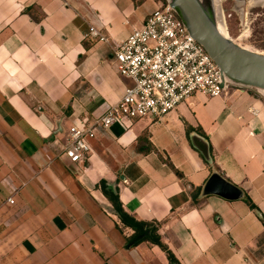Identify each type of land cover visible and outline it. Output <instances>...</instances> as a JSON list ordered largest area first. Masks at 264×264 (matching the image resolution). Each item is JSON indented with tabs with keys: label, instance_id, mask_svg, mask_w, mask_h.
<instances>
[{
	"label": "crops",
	"instance_id": "0c3cea01",
	"mask_svg": "<svg viewBox=\"0 0 264 264\" xmlns=\"http://www.w3.org/2000/svg\"><path fill=\"white\" fill-rule=\"evenodd\" d=\"M159 5L0 0V264H170L156 244L126 246L132 230L106 197L116 191L128 214L157 224L179 264H264V104L249 90L98 126L83 159L63 154L72 125L93 124L123 96L112 51ZM213 172L243 197L203 195Z\"/></svg>",
	"mask_w": 264,
	"mask_h": 264
},
{
	"label": "built area",
	"instance_id": "2783aa9c",
	"mask_svg": "<svg viewBox=\"0 0 264 264\" xmlns=\"http://www.w3.org/2000/svg\"><path fill=\"white\" fill-rule=\"evenodd\" d=\"M89 35L107 41L89 28ZM112 63L127 80L121 99L88 126L72 125L63 154L76 163L91 151L96 127L143 117L161 119L193 94L220 96L229 87L222 72L188 33L168 3H161L112 51ZM9 203L13 201L8 199Z\"/></svg>",
	"mask_w": 264,
	"mask_h": 264
},
{
	"label": "water",
	"instance_id": "95a60500",
	"mask_svg": "<svg viewBox=\"0 0 264 264\" xmlns=\"http://www.w3.org/2000/svg\"><path fill=\"white\" fill-rule=\"evenodd\" d=\"M165 1L188 33L218 66L228 85L264 91V52L239 45L228 34L224 35L220 31V13L216 8V0ZM220 25L225 28L224 22ZM190 141L204 160L211 162L208 142L195 133L190 135ZM201 192L203 195H217L227 200L243 197L237 186L216 172L209 176Z\"/></svg>",
	"mask_w": 264,
	"mask_h": 264
},
{
	"label": "rangeland",
	"instance_id": "374dc122",
	"mask_svg": "<svg viewBox=\"0 0 264 264\" xmlns=\"http://www.w3.org/2000/svg\"><path fill=\"white\" fill-rule=\"evenodd\" d=\"M216 8L220 13V24L224 22L225 28L221 27L231 38L248 49L264 52V0H218ZM245 90L258 96L264 104L260 90Z\"/></svg>",
	"mask_w": 264,
	"mask_h": 264
},
{
	"label": "trees",
	"instance_id": "16d2710c",
	"mask_svg": "<svg viewBox=\"0 0 264 264\" xmlns=\"http://www.w3.org/2000/svg\"><path fill=\"white\" fill-rule=\"evenodd\" d=\"M160 2L163 4L166 3L165 0H160ZM249 92L251 93V91ZM198 133L203 135L201 131H198ZM210 155L212 156L211 149ZM199 192V188L194 189L192 192L193 197L195 198ZM106 197L112 205L113 211L116 214L121 226L132 230V233L126 239V246H136L141 242L156 244L166 253L170 264H179L172 252L162 241L161 236L158 234V226L156 223L140 221L128 214L122 207L117 191L113 193L107 192ZM245 200L248 201L247 198H245ZM250 206L252 207L253 205Z\"/></svg>",
	"mask_w": 264,
	"mask_h": 264
},
{
	"label": "bare ground",
	"instance_id": "6f19581e",
	"mask_svg": "<svg viewBox=\"0 0 264 264\" xmlns=\"http://www.w3.org/2000/svg\"><path fill=\"white\" fill-rule=\"evenodd\" d=\"M215 4L217 5V0L215 1ZM218 22H220V21H218ZM219 29H220V31L222 32V33H224V35H226L227 33L222 29V27H221V25H220V23H219ZM236 41V40H235ZM237 43H238V41H236ZM239 45H240V43H238ZM247 48V47H246ZM261 91V93L264 95V91L263 90H260Z\"/></svg>",
	"mask_w": 264,
	"mask_h": 264
}]
</instances>
